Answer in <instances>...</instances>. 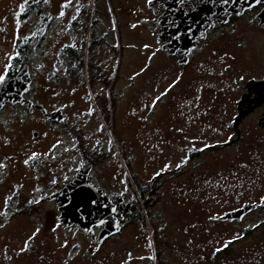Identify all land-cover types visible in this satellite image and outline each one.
Returning a JSON list of instances; mask_svg holds the SVG:
<instances>
[{"label":"rangeland","instance_id":"obj_1","mask_svg":"<svg viewBox=\"0 0 264 264\" xmlns=\"http://www.w3.org/2000/svg\"><path fill=\"white\" fill-rule=\"evenodd\" d=\"M75 2L99 6L108 24L113 11L117 23V37L99 39L92 49L87 37L81 57L87 77L81 94L87 95L91 77L96 80L92 90L99 92L102 73L115 71L117 77L114 118L120 142L110 135L113 145L98 160L96 175L105 187L127 197L120 183L123 171L135 196V214H128L123 232L106 248L133 241L128 246L136 252L132 244L140 245L141 253L147 242L159 251L161 264H264V206L249 203L257 207L236 224L213 219L243 201L264 198V108L242 117L239 136L236 122L249 81L264 78V30L252 28L253 11L237 19L235 30L227 25L199 40L189 64L180 66L157 35V21L164 16L157 4ZM104 28L105 23L99 29ZM156 97L160 99L153 107ZM91 106L95 115L88 123L94 133L100 114ZM55 133L63 137L65 148L51 142ZM0 134L6 140L0 144V259L8 244L30 264H37L36 251L43 255L41 264H74V258L75 264H87L88 238L67 232L58 209L45 198L72 176L79 162L70 137L65 130L30 121L0 123ZM107 137H102L104 143ZM87 145L90 154L98 153L94 135ZM26 148L30 150L23 156ZM33 153L38 155L29 159ZM73 240L82 245L74 257L68 249ZM25 241L29 246L22 252Z\"/></svg>","mask_w":264,"mask_h":264},{"label":"flooded vegetation","instance_id":"obj_2","mask_svg":"<svg viewBox=\"0 0 264 264\" xmlns=\"http://www.w3.org/2000/svg\"><path fill=\"white\" fill-rule=\"evenodd\" d=\"M21 5H23L22 8ZM251 11H253V19L250 20L252 28L257 31L264 30V20L261 17V12L264 11V0H260L259 3L256 2L240 14H228L226 20L221 19L224 16H219V20L213 18L205 31L200 32L195 44L190 47V51L186 56L180 48H176L174 52H171V55L177 57V63L180 66L188 65L199 40L206 39L211 33L227 25L231 26V30H235L237 19ZM61 12L64 13L63 16L60 15ZM92 16L93 18H91ZM111 17L112 21L108 24V20H104L103 12L99 6H89L84 2L76 3L75 0H71L70 3L68 0H56L55 2L46 0L41 4L40 0H27L26 3L25 0H0V75H5L4 82L0 84V123L40 122L59 130H65L67 136L70 137L69 147L77 154L79 162L76 164L72 176L46 195L45 198L56 208L55 200L49 197L63 189L66 184L76 177L80 170L85 168H88L86 178L90 180L75 192L83 196L82 194L89 192L88 185H92L99 190V193H94L95 196H104L109 200L108 203L110 207L112 206V209L110 208L111 214L117 220L118 231L103 236L104 221L99 222V224H91L86 231L84 228L78 227L76 222L68 224L69 227H66L67 232H71L73 236L82 234L88 238L85 248L88 249L86 251L89 255H83L85 258L87 257V264H108L114 260L116 264H161L159 262L160 254L151 249V244L149 245L146 242L144 245L145 251L141 253L140 245L132 244L134 248L136 247V252L128 246L133 242L135 236L131 238L132 242L124 243L116 249L106 248L108 241L119 237L123 232L128 214H135V196L124 178L123 171H120V183L123 184L122 192L127 191L130 197L105 187L95 172L98 160L103 157L105 159L108 156L107 150L113 145L110 141V135L112 138L115 137L117 141L119 140L114 118L115 103L119 98V94L114 88L117 81L116 72L111 71L107 75L105 73L101 74L99 82L104 87H101V92L92 90L96 80L91 77V80H88L87 88H85L87 95L81 94V88L84 91L87 77L83 64L78 57H82L84 54V40H87V37L91 49L99 39L103 40L110 35L117 37V23L113 11ZM104 23L105 28L100 31L99 28ZM109 27L112 29H109ZM157 30L159 29L157 28ZM157 35L161 38L159 31H157ZM116 49L117 46H115ZM81 50L82 52H80ZM9 57H13V59L9 60ZM8 64H11V67L6 69ZM80 74H84V76L81 77ZM247 88L252 103L259 102L256 108H264V85L261 83L259 85H247ZM2 92H4V95ZM92 104H95L98 108L97 112L103 122L102 125L98 117L99 125L95 128L94 133L91 130L90 122L88 123V120L95 115ZM144 105L142 104L140 107L143 108ZM235 105H237L236 102ZM133 109L135 112L139 110L136 107ZM48 114L53 115L49 118ZM33 131L38 133L37 130L33 129ZM93 135L94 141L98 145V148H96L98 153L93 152L92 155L87 144L88 139L92 140ZM103 136L107 137L105 143ZM41 137L42 135H40V139ZM3 138L0 134V144L3 142L6 144V140ZM38 139L37 134L34 140L37 141ZM62 139L63 137L59 133H55L51 138V142L53 140L54 144L64 147L61 143ZM27 150L30 149L26 148V151L22 153L23 156L28 154ZM0 151H4V148L0 147ZM14 155L9 154L8 157ZM37 168L38 166H35V170ZM117 173H119L118 169ZM113 177L117 178L118 175H113ZM149 186L151 187V184ZM83 197L87 198V196ZM249 203L258 204V208L264 206L262 199L259 201L251 200L243 201L241 205L230 210H236ZM224 214L221 213L215 216L214 220L217 223H237V219L220 218ZM245 231L250 230L245 229ZM81 246L76 240L69 243L68 249L73 251V257ZM3 249L5 253L2 255L3 258L0 259L3 260L0 261V264H19V262H21L20 264H30L29 261H22L24 255L19 254L18 250L12 249L10 245L4 244ZM38 252L36 251L34 256L37 257V264H41L43 255ZM72 262L76 263L75 258ZM162 262L167 264L166 261Z\"/></svg>","mask_w":264,"mask_h":264},{"label":"water","instance_id":"obj_3","mask_svg":"<svg viewBox=\"0 0 264 264\" xmlns=\"http://www.w3.org/2000/svg\"><path fill=\"white\" fill-rule=\"evenodd\" d=\"M46 0H40V4ZM195 2V4H193ZM153 4H157L163 9V15L158 20L157 28L159 29L163 39V48L171 53L176 48L182 49L183 53L188 54L190 47L195 44L197 37L201 31L209 26V22L213 18L219 20V16H224L222 20H226L228 14H240L245 9L256 4V0H153ZM262 20H264V11L261 12ZM259 83L264 85V79L259 82L249 81V85ZM254 90V88H253ZM1 93V92H0ZM4 95V92H2ZM250 94H245L240 102V114L236 117L238 136L241 135V119L251 112L259 103H252ZM53 114H48L51 118ZM262 122L264 124V111H262ZM37 132L33 131L32 136H37ZM88 168L78 172L76 177L63 189L56 192L49 198H53L59 211L58 220L64 227L68 224L76 222L78 227L84 228L85 231L91 224H99L104 221L105 227L103 236H108L119 230L117 220L111 214V207L108 199L104 196H95L99 193L95 187L88 185L89 192L81 196L77 191L79 187L86 185L89 178H86ZM92 196V198H91ZM255 204H245L236 210L227 212L220 218L240 219L246 212L256 208ZM111 208V209H110Z\"/></svg>","mask_w":264,"mask_h":264},{"label":"snow or ice","instance_id":"obj_4","mask_svg":"<svg viewBox=\"0 0 264 264\" xmlns=\"http://www.w3.org/2000/svg\"><path fill=\"white\" fill-rule=\"evenodd\" d=\"M27 2V0H25V3ZM68 2L70 3L71 2V0H68ZM153 2V0H148V3L149 4H151ZM256 2L257 3H259L260 2V0H256ZM66 6V5H65ZM23 7V5H21V8ZM63 7V6H62ZM63 12H61L60 13V15L61 16H63ZM74 19H75V17H74ZM133 27H135V25H133ZM145 47H148L147 45H145ZM11 59H13V57H9V60H11ZM149 59H151V57L149 58ZM9 67H11V64H8V65H6V69L7 68H9ZM143 71V70H142ZM137 75H139V74H137ZM179 79V78H178ZM4 80H5V75H0V84H2L3 82H4ZM175 83V82H174ZM172 87V85H170L169 86V88H171ZM169 89H166L165 90V92L164 93H161V96H163V95H165V94H167V91H168ZM160 99V97H156L155 98V100L153 101V107L155 106V103H156V101H158ZM202 150V149H201ZM38 154H36V153H33V155H32V157H30L29 159H35L36 158V156H37ZM28 163V161L26 160L25 161V164H27ZM180 165H177V167H179ZM0 167H2V165H0ZM167 165L165 166V170L167 169ZM163 171V170H162ZM156 175H160V173H157ZM262 202H264V198H262ZM6 203H7V201H6ZM213 219H215V218H213ZM0 227H3V225H0ZM39 231V229H37V232ZM36 235V233H33V237ZM33 237H29V240H31ZM237 238H239V237H237ZM231 243V241H229V242H226V244L224 245L225 247H227L228 246V244H230ZM28 241H25V246H24V248H22L21 249V251L23 252V251H25V250H27V248H28ZM222 249H220V248H218L217 249V251L219 252V251H221Z\"/></svg>","mask_w":264,"mask_h":264},{"label":"trees","instance_id":"obj_5","mask_svg":"<svg viewBox=\"0 0 264 264\" xmlns=\"http://www.w3.org/2000/svg\"><path fill=\"white\" fill-rule=\"evenodd\" d=\"M80 52H82V50H81ZM80 54H81V53H80ZM78 58H79V61L82 62V61H81V56L78 57ZM157 253H159V251H157Z\"/></svg>","mask_w":264,"mask_h":264}]
</instances>
